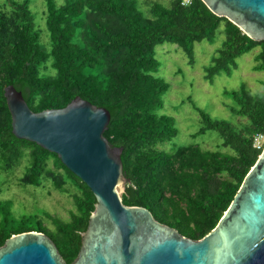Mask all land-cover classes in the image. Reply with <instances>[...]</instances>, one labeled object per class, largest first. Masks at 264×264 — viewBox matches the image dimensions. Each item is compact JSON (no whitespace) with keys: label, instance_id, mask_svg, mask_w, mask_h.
I'll return each mask as SVG.
<instances>
[{"label":"trees","instance_id":"1","mask_svg":"<svg viewBox=\"0 0 264 264\" xmlns=\"http://www.w3.org/2000/svg\"><path fill=\"white\" fill-rule=\"evenodd\" d=\"M4 1L10 9L0 7V172H11L26 158L19 184L38 188L51 182L57 191L70 194L75 213L67 222L45 211L16 216L11 200L0 201V247L13 235L38 232L53 242L65 264H73L96 204L90 189L56 155L13 136L4 98L7 86L20 92L35 113L62 109L76 97L106 109L110 122L103 136L112 148L122 149L127 180L123 205L147 209L156 221L191 240L211 232L263 151L264 144L257 149L253 142L264 137V80L261 92L245 87L224 91L230 100L225 106L243 120L238 125L212 119L193 105L202 124L195 136L215 131L222 139L218 151L194 145L161 150L157 146L173 140L178 131L172 116L158 113L169 85L156 76L160 65L155 48L174 44L192 64L194 44L213 42L223 24L222 47L204 77L212 83L217 75L230 77L236 60L255 49L252 71L264 72V40H252L201 0L187 6L182 0H171L169 6L149 1L148 16L137 0H65L60 6L44 0L50 41L45 50L30 1ZM43 217L52 220L53 231Z\"/></svg>","mask_w":264,"mask_h":264},{"label":"water","instance_id":"2","mask_svg":"<svg viewBox=\"0 0 264 264\" xmlns=\"http://www.w3.org/2000/svg\"><path fill=\"white\" fill-rule=\"evenodd\" d=\"M254 41L264 40V0H201ZM13 136L54 154L96 199L73 264H264V148L217 226L191 240L125 206L121 148L103 136L109 112L79 97L62 109L33 112L13 86L4 89ZM0 264H65L44 234L26 232L0 247Z\"/></svg>","mask_w":264,"mask_h":264},{"label":"rangeland","instance_id":"3","mask_svg":"<svg viewBox=\"0 0 264 264\" xmlns=\"http://www.w3.org/2000/svg\"><path fill=\"white\" fill-rule=\"evenodd\" d=\"M21 1V0H17ZM30 10L34 16L39 32V41L43 49H50L49 35L45 26L46 4L44 0H29ZM57 6L65 0H54ZM140 10L145 15H150L147 2H158L169 6L171 0H137ZM0 7L8 5L0 0ZM10 8L8 7V10ZM224 41L223 24L220 25L213 42L203 40L195 43L193 47V59L191 64L188 56L176 45L165 42L155 48V59L159 62L158 78L168 83L169 88L163 96V108L160 114L172 116L175 119L177 136L170 142L158 145L157 148L168 152L179 147L198 146L202 150L218 151L222 142L221 137L215 131H207L203 135L195 136L202 127L201 119L193 105L206 112L212 119L226 120L232 124H240L242 119L231 115L225 104L230 100L224 95V91H239L242 87L248 88L253 93L261 92L260 81L264 80V72H253L254 57L258 49L238 58L237 69L230 77L217 75L213 82L205 80L206 68L212 64V59L222 47ZM54 75V70L49 69ZM222 151L228 152L229 149ZM27 165L26 158L9 173L0 172V201L11 200L16 216L33 214L37 211H45L53 218L67 222L71 213H75L73 200L68 193H62L52 187L51 182H46L42 187H23L19 184V178L24 174ZM52 168V164H50ZM127 181L123 183V192L126 191ZM74 191L69 184L65 187ZM27 213V214H26ZM45 226L53 231L52 220L43 217Z\"/></svg>","mask_w":264,"mask_h":264},{"label":"built area","instance_id":"4","mask_svg":"<svg viewBox=\"0 0 264 264\" xmlns=\"http://www.w3.org/2000/svg\"><path fill=\"white\" fill-rule=\"evenodd\" d=\"M190 3H191V0H182V5L183 6L190 5ZM253 144H254V147H256L257 149H259L264 144V137L263 136H256L254 138Z\"/></svg>","mask_w":264,"mask_h":264}]
</instances>
